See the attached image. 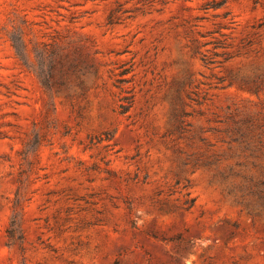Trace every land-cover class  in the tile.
Here are the masks:
<instances>
[{
	"label": "rangeland",
	"instance_id": "obj_1",
	"mask_svg": "<svg viewBox=\"0 0 264 264\" xmlns=\"http://www.w3.org/2000/svg\"><path fill=\"white\" fill-rule=\"evenodd\" d=\"M0 264H264V0H0Z\"/></svg>",
	"mask_w": 264,
	"mask_h": 264
},
{
	"label": "trees",
	"instance_id": "obj_2",
	"mask_svg": "<svg viewBox=\"0 0 264 264\" xmlns=\"http://www.w3.org/2000/svg\"><path fill=\"white\" fill-rule=\"evenodd\" d=\"M14 48L16 49L17 51V54L18 56L23 59L24 55H23V52L19 50V47L18 46H14ZM197 53V51H196ZM201 60L205 63V64H209V63H212L213 61L206 57L205 54H201ZM51 69V68H50ZM126 72H121L119 74V76H122L124 75ZM51 72H48L47 75L43 74L44 78H42L41 80V83L42 85L46 88V89H50L52 87V84L50 82V77H51ZM118 82H122L123 80L121 79H118L117 80ZM130 104H131V96H123L122 98L119 99V104H118V113L119 114H125L129 107H130ZM192 202V200H191ZM15 217L13 216L11 221H10V226L9 228L7 229V239L10 241V243L12 244L16 239H20L18 237L20 236H17L18 234V225L16 223V221L14 220Z\"/></svg>",
	"mask_w": 264,
	"mask_h": 264
}]
</instances>
